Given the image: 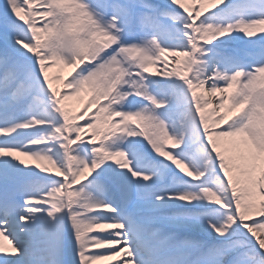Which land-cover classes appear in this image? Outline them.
<instances>
[{
  "label": "snow or ice",
  "instance_id": "snow-or-ice-1",
  "mask_svg": "<svg viewBox=\"0 0 264 264\" xmlns=\"http://www.w3.org/2000/svg\"><path fill=\"white\" fill-rule=\"evenodd\" d=\"M101 261L264 264V0L0 2V264Z\"/></svg>",
  "mask_w": 264,
  "mask_h": 264
},
{
  "label": "bare ground",
  "instance_id": "bare-ground-1",
  "mask_svg": "<svg viewBox=\"0 0 264 264\" xmlns=\"http://www.w3.org/2000/svg\"><path fill=\"white\" fill-rule=\"evenodd\" d=\"M189 6H190V7L192 6L191 3L189 4ZM206 6H208V5H205L204 7H206ZM49 76H50V77L52 76V73L50 72V69H49ZM65 76H67V74H65ZM58 87H59V85H58ZM64 103H65V105H66V104H69V105H70V103H69L68 100L65 101ZM21 159H24V158L21 157ZM26 163H28V164H30V165H34V164H35L34 161H30V160H26ZM100 264H109V262H107V261H101Z\"/></svg>",
  "mask_w": 264,
  "mask_h": 264
},
{
  "label": "rangeland",
  "instance_id": "rangeland-1",
  "mask_svg": "<svg viewBox=\"0 0 264 264\" xmlns=\"http://www.w3.org/2000/svg\"><path fill=\"white\" fill-rule=\"evenodd\" d=\"M0 2H2V0H0ZM56 66H57V67H59V68H60V67H61V68H62V67H64L63 65H55V67H54V68H55L56 70H57ZM64 68H65V67H64ZM57 72H58V73H61V72H60V71H58V70H57Z\"/></svg>",
  "mask_w": 264,
  "mask_h": 264
}]
</instances>
